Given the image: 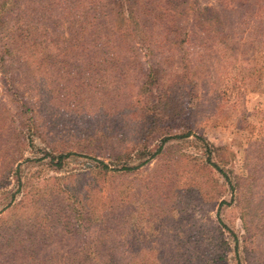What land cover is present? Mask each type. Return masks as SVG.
Instances as JSON below:
<instances>
[{"label": "rangeland", "instance_id": "1", "mask_svg": "<svg viewBox=\"0 0 264 264\" xmlns=\"http://www.w3.org/2000/svg\"><path fill=\"white\" fill-rule=\"evenodd\" d=\"M199 2L209 6L213 15L220 14L216 11V0ZM258 14L261 18L254 16L256 21L264 22V14ZM251 26L242 32L243 26V30L235 34L228 27H222L227 34L228 49H222V57L218 59H214L212 52L210 59H205L206 71L195 77L197 97L183 92L180 98L182 105L193 109L189 121L193 133L187 138L169 140L164 151L149 163L129 175L116 178L123 192L122 199L118 198L112 181H103L99 176L87 181L88 168L96 164L93 158L70 156L58 168L53 163L56 160L40 158L53 148L85 154L89 149L82 146L92 142L94 155L110 162L104 147L107 141L102 135L111 134L112 120L120 118L122 106L129 102L130 93L122 87L129 78L125 81L118 78L114 82L109 65L92 66L96 69L95 74L84 71L81 76L87 87L78 90V98H68L74 90L72 81L78 79L81 69L72 64L71 58L64 59L67 46L60 39L42 43L45 46L42 52L46 56L50 54L51 59L40 61L39 55L37 59L21 55L7 60L17 73L13 91L30 102V114L36 127H30L31 142L25 144L22 156L18 158L20 149L17 150L15 144L23 128L18 120L20 110L6 102L9 97L0 74V105H10L9 114L0 111V218L8 217L18 225V236L44 237L39 243L38 261L41 264H111L113 257L118 258L117 264H182L180 252L186 256L189 248L206 250L210 256L197 264H238L239 260L241 264H248L244 245L264 254V201L258 202L259 196L264 199V160L261 161L264 149V45L257 43L264 37V30L257 34ZM188 51L202 55L205 52L203 46ZM146 59L140 61L143 69L149 63ZM135 65L138 67L139 64ZM133 70L138 76V68ZM129 75L133 78L132 73ZM22 130L26 137L28 128ZM126 132L131 135L127 125ZM94 133L95 138L92 137ZM195 135L207 142L196 139ZM158 142L159 139L154 141ZM210 148L218 149L214 151L213 160L233 182L236 177L247 178L255 162L262 166L259 168L260 181L254 188L256 213L254 218L251 216V227L255 230L245 231L240 218L241 203L225 178L219 173L210 174L195 161L205 159ZM137 155L132 151V161L128 164L139 163L142 158H134ZM8 160L12 169L9 180L5 181L1 171L3 161ZM75 175H79L77 179L82 182L79 190L87 200L96 203L98 219L82 217L79 215L81 204L63 200L67 192L64 178L74 180ZM215 176L219 190L210 182H214ZM54 177L60 180L56 181ZM51 186H57L58 190L47 191ZM27 195L32 196L36 204L26 203L16 209L7 205L12 197L17 203L27 199ZM109 195L116 200L109 201ZM219 219L228 230L221 226ZM133 222L135 227H128L127 224ZM230 232L237 236V245ZM247 236H252L248 242L244 238ZM17 253L18 257H15L24 263L22 251L19 249ZM136 254L141 259L131 262L130 256ZM128 256L130 259L125 258ZM2 257L7 259V254ZM259 262L264 264V259L259 258Z\"/></svg>", "mask_w": 264, "mask_h": 264}, {"label": "trees", "instance_id": "2", "mask_svg": "<svg viewBox=\"0 0 264 264\" xmlns=\"http://www.w3.org/2000/svg\"><path fill=\"white\" fill-rule=\"evenodd\" d=\"M216 3V11L220 13L218 16L213 15L212 9L201 4L199 0H181L180 3L176 0H0V74L6 85L5 93L9 97L6 102H10V105L20 110L19 125L28 128L26 137L23 128L19 132L15 144L17 150L20 149L17 157L22 156L25 144L31 142L30 127L36 126L35 119L33 120L30 114V102L13 91L12 84L17 73L11 69L7 60L12 56L21 57V55L35 59L39 55V59H42L40 61L51 59L50 54L46 56L45 52H42L45 50L42 43L60 39L61 43H66L67 46L63 54L64 59L71 58L72 64L81 69L78 79L72 81L74 90L70 92L68 98H78V90L87 87L88 84L81 81L84 71L95 74L96 69L92 66L109 65L114 82L118 78L120 81L129 78L122 87L130 93V99L122 106L120 118L112 120L111 134L108 136L101 133L107 141L104 147L110 162L94 155L92 142H85L82 146L89 149L85 154L53 148L46 151L40 159L50 157L52 162L56 160L53 163L58 168L67 157L76 155L91 157L96 164L88 168L90 170L87 181L91 182L98 176L103 181H112L118 198L122 199L123 192L118 187L120 183L116 178L129 175L149 163L164 151L169 140L187 138L193 133L189 123L193 109L182 105L180 98L183 92L187 95L196 94L193 97H197V92L194 91L195 77L199 72L206 71L205 59H210V52L214 54V59H218L222 57L220 56L222 49H228L225 41L227 34L225 35L222 27H228L233 34L242 31L243 26L245 28L242 32L246 31L250 25L253 26H251L252 31L257 34L264 30V22L256 21L257 19L254 18L255 16L260 20L261 16L258 13L264 14V0H216ZM257 43L264 45V37L259 42L257 40ZM202 46L205 50L203 55L197 51L193 54L188 51L202 49ZM223 55L227 57L224 53ZM141 58H147L146 60L149 61L144 69L140 62ZM135 63L139 64L138 67ZM135 68L139 70L138 76L133 70ZM130 73L133 78H130ZM167 74L170 76L167 77ZM132 88L135 89L134 92L131 91ZM7 103L0 105V111L5 110L9 114L10 105L5 106ZM126 125L130 127L131 135H127ZM92 137L95 138L97 135L94 133ZM157 139L159 142L154 143ZM196 139L203 143L207 142L201 136H196ZM216 150L218 149L210 148L205 159L197 158L195 161L200 162L201 168L210 174L219 173L225 178L229 183V189L241 203L240 218L245 231H253L255 229L251 227V216L254 218L256 213L253 199L260 181L259 168L262 166L255 162L247 178L236 177V181L233 182L220 164L213 160ZM132 151L139 154L134 158H142L139 163L128 164L132 161L130 158ZM17 157L15 160L18 159ZM262 160H264V149ZM3 163L1 173L7 181L12 164L9 160ZM75 176L74 180L64 178L67 192L63 200L67 202L73 200L81 204L79 215L82 217L98 219L99 213L95 212L96 203L86 199L78 188L82 183L77 179L79 175ZM54 180L60 179L54 177ZM210 182L219 190L220 185L216 176L214 182ZM18 183L20 187V177ZM52 188L58 190L57 186H51L47 191ZM247 193L249 196H246ZM27 196L29 199L25 197L17 203L13 202L14 197H12L7 205L16 209L25 206L26 203L36 204L32 196ZM108 200L113 202L116 199L109 195ZM263 201V197L259 196L258 202ZM11 222L13 221L8 217L0 218V264H33V262L41 264V261H38L39 243L43 236L40 238L18 236L20 227ZM219 222L228 230L220 219ZM127 225L135 227L134 222ZM230 233L237 245V236L233 232ZM244 238L248 242L252 236ZM104 241L103 239L102 242ZM244 246L247 263L260 264L259 258L264 259V254ZM19 249L22 251L24 263L17 258ZM206 253L203 249L198 251L189 248L186 256L180 252L179 260L182 264H197L199 260L204 261L205 256L210 257ZM4 254H7V259L2 257ZM130 257L132 262L140 255ZM130 257L125 258L130 259ZM118 261L117 257L110 259L111 264H117ZM238 264H241L240 260Z\"/></svg>", "mask_w": 264, "mask_h": 264}]
</instances>
